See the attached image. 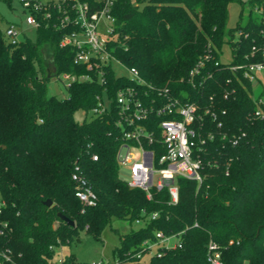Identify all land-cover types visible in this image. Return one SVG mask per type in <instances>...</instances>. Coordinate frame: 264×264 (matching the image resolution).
I'll use <instances>...</instances> for the list:
<instances>
[{"label": "trees", "instance_id": "trees-1", "mask_svg": "<svg viewBox=\"0 0 264 264\" xmlns=\"http://www.w3.org/2000/svg\"><path fill=\"white\" fill-rule=\"evenodd\" d=\"M231 1L116 0L112 8L115 55L146 81L167 86L216 115H205L200 129L214 135L201 152L203 181L178 177L177 203L170 202L167 189L153 190L149 200L145 191L120 179L116 152L121 131L115 113L76 121L77 111L87 115L97 105L105 86L76 81L67 86L66 97L49 93L51 77L85 71L73 61L75 48L61 45L74 27L55 25L57 10L52 9L50 20L38 16L34 39L26 36L12 44L0 28V191L8 203L4 218L14 230L2 244L22 255L20 264H52L56 248L70 245L80 230L101 238L114 221L130 225L114 250L123 264H209L210 240L220 245L224 264H264V103L262 96L254 98L244 70L231 69L262 59L264 18L256 13L264 12V0H241V20L227 30ZM236 32L234 59L222 63L223 42ZM205 55L211 58L194 87L189 73ZM107 80L111 97L119 87L134 84L111 70ZM233 136L239 137L238 145L232 144ZM91 152L99 160H92ZM76 161L98 195L96 206H84L75 195L71 174ZM154 212L158 217L149 218ZM139 218L143 223L132 227ZM157 231H185L183 247L148 261L135 257L141 243ZM73 262V254L65 256V264Z\"/></svg>", "mask_w": 264, "mask_h": 264}, {"label": "built area", "instance_id": "built-area-1", "mask_svg": "<svg viewBox=\"0 0 264 264\" xmlns=\"http://www.w3.org/2000/svg\"><path fill=\"white\" fill-rule=\"evenodd\" d=\"M21 2L27 11L25 22L35 29L41 24L38 18L40 14L44 19L53 18L52 9L59 12L55 25L74 27L63 37L61 45H72L75 48L73 61L76 65L84 67L85 71L80 74L65 72L58 76L67 86L76 81H98L105 86L103 93L96 96L97 105L89 112L96 116L113 113L117 115L115 124L120 128L121 142L116 158L120 172L128 173V179L123 181H126L129 187L145 191L149 200L153 197V190L167 189L170 202L177 203L180 192L178 177L198 183L203 181L205 161L201 152H205L207 140L213 139L214 135L211 132L203 134L200 129L204 124L205 115L211 114L213 119H216V115L209 108L201 111L197 103L176 96L167 86L159 87L146 81L136 67L127 66L115 55L111 41L116 32V19L112 14L116 0H94L92 4L87 0H21ZM4 33L9 42L16 44L21 41L19 36L23 30L18 28L17 24L11 23L5 28ZM260 53L262 58L260 61L233 65L231 69H243L246 78L252 83L257 82L258 74L264 72V46L261 47ZM210 58V55H205L190 71L188 80L192 86H197L195 78ZM113 61L129 72L128 75L120 77L127 78L134 84L119 87L115 96L111 97L106 89L107 72L111 70L119 77L113 69ZM215 65H219V61H216ZM225 97H228V94H225ZM257 114L261 115V112L258 111ZM221 126L222 122L219 121L218 127ZM226 136L224 133L223 138ZM231 142L238 145L239 137L233 136ZM90 156L94 161L99 160L98 153L91 152ZM208 164L212 165L210 162ZM214 166L219 165L215 162ZM71 177L75 183V195L80 202L84 206H96L98 195L78 161L74 165ZM7 207L8 203L0 191V264H20L18 260L22 255L2 244L14 231L10 221L4 218ZM157 217L158 212L149 215L151 219ZM136 223L141 224L143 220L139 218ZM184 232L166 234L157 231L155 238L145 239L141 243L134 256L148 261L182 248ZM233 243L234 240L229 241V244ZM61 247L60 245L56 248L52 264H65V255L57 257ZM206 258L209 264H224L221 247L214 240H210L207 245ZM71 264L123 263L114 259Z\"/></svg>", "mask_w": 264, "mask_h": 264}, {"label": "rangeland", "instance_id": "rangeland-1", "mask_svg": "<svg viewBox=\"0 0 264 264\" xmlns=\"http://www.w3.org/2000/svg\"><path fill=\"white\" fill-rule=\"evenodd\" d=\"M10 1V3L8 2ZM246 1V0H242ZM243 5L241 0H233L229 4V18L227 21V30L234 29L238 26L239 21L241 20V11ZM248 12V7L245 8V13ZM258 19L264 18V12L256 13ZM27 15L26 9L23 7V3L21 0H0V28L2 31L7 28V26L11 23L17 24V27L23 30V33L19 36V40L24 39V37H29L34 39L36 29L35 27L28 25L25 22V18ZM245 20V18H244ZM238 32L235 33L234 37L228 34L223 42L221 47L220 59L222 63L230 64L233 59V48L231 40H236ZM113 69L117 76H125L128 75L129 72L124 67L120 66L116 61L112 62ZM262 81H255L253 83L254 86V98L261 97V100L264 103V95H261L264 90V78H261ZM49 93L55 95L59 98L66 97L68 95L67 85L63 79L59 78V76L51 77L48 83ZM87 117L90 119L92 117V113L89 112L87 115L84 110H79L75 113V119L78 122H83V120ZM138 157L140 156L138 153L136 154ZM120 179L127 180L128 173L126 171L120 172ZM139 224L134 222V228L138 227ZM130 228L129 222L127 221H114L112 227H108L104 230L101 238H96L93 234L87 233L85 230H80L79 235L74 236V240L72 243L63 245L58 251L57 257L63 255L73 254L75 260L81 263H93L97 261H106V260H114L117 256L115 251L116 248L120 245V235L128 231ZM115 229H118L116 231ZM117 259V258H116Z\"/></svg>", "mask_w": 264, "mask_h": 264}, {"label": "water", "instance_id": "water-1", "mask_svg": "<svg viewBox=\"0 0 264 264\" xmlns=\"http://www.w3.org/2000/svg\"><path fill=\"white\" fill-rule=\"evenodd\" d=\"M45 204L47 206H51L52 205V201L50 199H47L45 201ZM58 216H59L60 219L65 220V222H67L70 226H74L75 225V222L72 219H70L69 217L65 216L64 214L59 213Z\"/></svg>", "mask_w": 264, "mask_h": 264}, {"label": "crops", "instance_id": "crops-1", "mask_svg": "<svg viewBox=\"0 0 264 264\" xmlns=\"http://www.w3.org/2000/svg\"><path fill=\"white\" fill-rule=\"evenodd\" d=\"M261 78H264V72H260V73L258 74V81H259V82L262 81ZM65 256H67V254H66Z\"/></svg>", "mask_w": 264, "mask_h": 264}]
</instances>
